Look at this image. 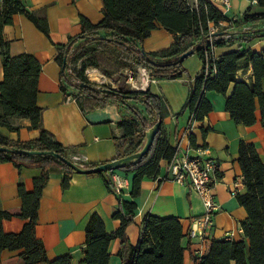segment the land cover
<instances>
[{"label":"trees","instance_id":"1","mask_svg":"<svg viewBox=\"0 0 264 264\" xmlns=\"http://www.w3.org/2000/svg\"><path fill=\"white\" fill-rule=\"evenodd\" d=\"M184 1L101 0L103 18L100 22L92 24L81 16L80 33L69 37L65 44H54L55 59L61 67L60 89L63 92H66L67 87L75 89L72 96L82 113L110 102L121 103L131 112L129 120H125L127 125L123 128V135L114 140L116 158L138 151L144 142V131L160 121L153 142L142 158L117 169L126 175L131 174V198L139 195L140 182L144 177H158L160 161H169L175 151L162 129L163 101L148 89L138 91L122 85L118 89H111L105 84L92 82L85 75L88 66L100 68L107 77L122 75L125 69L141 67L149 70L154 79L170 80L185 73L182 66L184 59L180 57L185 52L192 51L198 55L203 65L194 83L190 84L185 103V108L192 115L189 127L193 122L203 121L211 111V103L206 99L205 92L214 91L224 97L225 111L236 124L252 126L258 121L264 130V48L260 51H231L213 59L212 47L220 46L222 42L213 40L212 44H204V39L208 36V24L224 21L226 17L208 0H200L199 12L190 10ZM256 2L264 6V0ZM1 4L0 54L3 79L0 82V126L17 131L18 127L11 125L9 119L22 118L30 122L29 128L39 129L40 134L36 139L19 141L0 133V147L53 151L63 158L71 159L75 154L74 148L63 147L41 125V109L36 103L40 63L29 54L9 55L8 43L2 35L3 27L12 23L13 15L22 14L49 37L47 20L28 11L21 0H2ZM263 19L264 13H246L240 21L235 20L234 23H258ZM157 27L168 31L173 36V43L163 51L144 52L141 48L143 39ZM260 31L251 30L250 35L243 40L251 41ZM75 44L78 46L74 47ZM71 48L74 49L73 56L69 55ZM69 65L71 74L67 72ZM248 71V78L241 79ZM136 103L141 104L143 110L135 107ZM209 130L201 128L202 135L205 136ZM189 143L191 146L195 145L192 134L189 135ZM0 162H11L17 169H40V175L33 180L32 191L28 192L21 183L18 184L21 209L17 216L24 220L18 233L3 231V221L10 219L12 214L0 210V254L3 250H20L21 264H71L69 255L53 260L47 258L42 241L35 236V227L39 200L48 180L49 168L57 165L65 171L61 183L63 189L68 187L69 176L74 171L60 160L49 156L0 152ZM108 162L110 161L81 163V166L93 168ZM237 162L245 188L243 193L235 194L239 205L247 214L246 219L240 223L243 238L239 241L211 239L206 254L200 257L191 255L193 264H230L232 261L235 264H264V162L255 146L242 140L238 145ZM104 183L109 190L112 186L110 179H104ZM116 194L118 203L112 212V218L118 219L120 226L115 232L106 233L102 219L92 213L85 226L82 263L109 264L108 244L113 238H120L127 251L120 264H183L184 251L188 245H182L184 234L179 220L176 217L146 215L140 238L136 246H132L125 230L133 221L136 204L124 200L122 191Z\"/></svg>","mask_w":264,"mask_h":264},{"label":"crops","instance_id":"2","mask_svg":"<svg viewBox=\"0 0 264 264\" xmlns=\"http://www.w3.org/2000/svg\"><path fill=\"white\" fill-rule=\"evenodd\" d=\"M24 7L39 17L47 20L49 37L43 34L22 14H15L12 23L3 27L2 35L8 43L11 56L19 54L32 55L41 65L37 81V106L41 109L42 128L51 133L53 139L65 148H74L76 156L83 163L111 161L117 157L115 138L123 135L125 120H129V109L116 102L82 113L72 96L74 88L60 89V65L56 61L54 44H65L69 37L80 33V17L96 24L103 18L101 0H21ZM2 4L0 3V10ZM246 13H264V6L256 0H230V8L224 14L223 31L214 38L220 40V46H214V59L231 52L250 49L260 51L264 48V19L258 23H239L234 21ZM260 29L261 33L244 41L250 31ZM225 34L224 37H221ZM173 43V36L162 27L153 29L143 39L141 48L144 52L166 50ZM202 61L196 53L185 58L182 66L185 73L176 79L135 80L138 91L149 90L163 101L162 129L169 145H180L181 153L194 155L199 146L208 148L210 156L217 163L214 198L220 206L213 217L210 236L205 239L192 238L188 231L191 219L203 213L199 196L188 186L166 177V161H160L159 179L144 177L140 182L139 195L131 198V174L126 175L114 170L111 174L73 173L69 176L68 187L61 186L65 171L52 165L48 170V180L39 200L35 236L41 240L47 258L53 260L63 255L71 257V264H84L82 248L85 242V226L89 216L96 213L103 221L106 233L115 232L120 221L112 218L117 206V194L113 187L116 182L124 185L122 198L136 204L133 221L126 227L125 235L129 244L136 246L146 215L158 217H176L184 234L182 245H188L184 251L183 264H193L191 255L198 257L206 254L211 239L239 241L243 238L240 223L247 217L245 209L239 205L236 196L231 194L245 191L242 183L241 169L237 162L238 145L242 140L252 143L264 162V130L257 121L252 126L236 124L224 108V97L214 91L205 92L211 103V111L201 122H193L189 127L190 112L185 108L190 84L192 85L201 71ZM100 71V70H99ZM240 74V73H239ZM250 71L241 79H247ZM89 78H96L101 83L108 78L88 69ZM94 78V79H95ZM3 79L2 57L0 54V82ZM127 83H129L127 81ZM118 89V88H114ZM139 110L143 106L134 105ZM1 114V108H0ZM258 118V111L256 112ZM17 131L0 126V133L11 140L29 141L39 137V129L29 128L27 119L13 117L9 119ZM201 128L210 130L205 136ZM195 139V145L189 143V135ZM40 175L39 168L23 167L17 169L11 162H0V210L12 214L4 220L2 228L5 233H18L24 220L20 213L21 200L18 196V184L26 191L33 190V180ZM104 179H110L112 186L108 190ZM230 232L231 237H225ZM109 264H120L127 251L120 238H113L108 244ZM20 250H3L0 264H21ZM230 264H235L233 261Z\"/></svg>","mask_w":264,"mask_h":264},{"label":"built area","instance_id":"3","mask_svg":"<svg viewBox=\"0 0 264 264\" xmlns=\"http://www.w3.org/2000/svg\"><path fill=\"white\" fill-rule=\"evenodd\" d=\"M209 3L216 8L223 15L230 8V0H208ZM2 3V0H0ZM223 25L222 21L217 23L208 24V36L204 39V44H212L214 38L218 35L219 29ZM225 34H222L221 37H224ZM213 49V47H212ZM70 53V51H69ZM213 57V55H212ZM208 54H205V60L207 64ZM214 59V58H213ZM89 68L85 69V75L88 77V80L96 82L99 80H92L87 75ZM90 69H95L99 73L98 68L90 67ZM68 74H71V65H69ZM127 81L129 82L133 90H137L135 80L137 78L144 79L145 82H149L154 78L151 77L150 71L145 68H135V69H125L124 70ZM215 72L213 68L212 73ZM78 84V81H74ZM192 121V115L189 117V124ZM193 124V123H192ZM180 145L178 144L175 147L174 154L172 158L166 162V177L169 179L180 183L182 185L188 186L190 190L195 192L203 206V213L200 216H196L191 219L190 228L188 234L192 238L205 239L210 236L211 229L213 227V217L216 212L219 211L220 206L214 198L213 186L215 183V174L217 172V163L210 156L209 150L205 146H199L195 150L194 155H189L187 153H181L179 150ZM71 160L77 165L81 166L82 160L79 156L73 155ZM156 179H159L157 177ZM124 185L116 182L114 184L113 190L116 193H119L123 190ZM237 191L235 189L231 190V194L235 195ZM230 232L225 233V237H231Z\"/></svg>","mask_w":264,"mask_h":264},{"label":"water","instance_id":"4","mask_svg":"<svg viewBox=\"0 0 264 264\" xmlns=\"http://www.w3.org/2000/svg\"><path fill=\"white\" fill-rule=\"evenodd\" d=\"M192 53H193L192 51H187L184 54H182L180 58L185 59ZM65 63L66 61L64 60L63 64ZM159 126H160V121H157L144 131V142L138 151L130 155L121 157V158H116L114 160H111L108 163L98 165L93 168H85V167L79 166L76 163H74L71 159L63 158L53 151H35V150L10 149V148H5V147H0V152L20 154V155H26V156H49V157L60 160L66 166L71 168L75 173H84V174L102 173V172L117 170L133 162H136L137 160L142 158V156L149 150L153 142V139L159 129Z\"/></svg>","mask_w":264,"mask_h":264},{"label":"rangeland","instance_id":"5","mask_svg":"<svg viewBox=\"0 0 264 264\" xmlns=\"http://www.w3.org/2000/svg\"><path fill=\"white\" fill-rule=\"evenodd\" d=\"M184 3L190 10L197 11V12L200 11V5H201L200 4V0H185ZM221 31H223V28L219 29V32H221ZM75 46H78V45L75 44L74 47ZM72 53L74 54V49L73 48H71L69 55H71ZM73 54L71 56H73ZM90 67L91 66H88L87 68L90 69ZM98 69L102 73L101 69L100 68H98ZM90 70L93 71L92 69H90ZM94 71H96V73L100 74L97 70L94 69ZM107 78H108L107 80H103L101 83H98V84H105L111 89H114L115 87L118 88L121 85L125 86L126 88L132 89L130 84L127 83V77H126V74H125L124 71H123L122 75L121 74L120 75L117 74V75H115L113 77H107ZM91 79L92 80H98L97 77L95 79L91 77Z\"/></svg>","mask_w":264,"mask_h":264},{"label":"bare ground","instance_id":"6","mask_svg":"<svg viewBox=\"0 0 264 264\" xmlns=\"http://www.w3.org/2000/svg\"><path fill=\"white\" fill-rule=\"evenodd\" d=\"M94 71V69H92ZM95 78V77H94Z\"/></svg>","mask_w":264,"mask_h":264}]
</instances>
